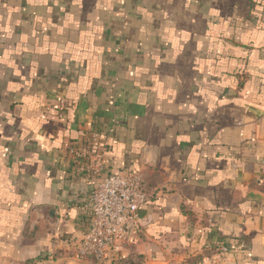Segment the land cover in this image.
I'll use <instances>...</instances> for the list:
<instances>
[{"label": "crops", "instance_id": "obj_1", "mask_svg": "<svg viewBox=\"0 0 264 264\" xmlns=\"http://www.w3.org/2000/svg\"><path fill=\"white\" fill-rule=\"evenodd\" d=\"M96 169L147 196L100 264H264V0H0V264H98Z\"/></svg>", "mask_w": 264, "mask_h": 264}, {"label": "built area", "instance_id": "obj_2", "mask_svg": "<svg viewBox=\"0 0 264 264\" xmlns=\"http://www.w3.org/2000/svg\"><path fill=\"white\" fill-rule=\"evenodd\" d=\"M94 138H98L97 134H92ZM93 178L90 218L77 245L76 257L93 259L98 264L112 263L131 242V231L138 224V210L147 201L145 182L138 171L132 170L103 175L96 169Z\"/></svg>", "mask_w": 264, "mask_h": 264}, {"label": "trees", "instance_id": "obj_3", "mask_svg": "<svg viewBox=\"0 0 264 264\" xmlns=\"http://www.w3.org/2000/svg\"><path fill=\"white\" fill-rule=\"evenodd\" d=\"M231 250V249H230ZM118 264H122V262L121 263H118Z\"/></svg>", "mask_w": 264, "mask_h": 264}]
</instances>
